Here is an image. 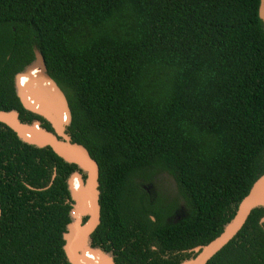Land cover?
Instances as JSON below:
<instances>
[{
	"label": "trees",
	"instance_id": "obj_1",
	"mask_svg": "<svg viewBox=\"0 0 264 264\" xmlns=\"http://www.w3.org/2000/svg\"><path fill=\"white\" fill-rule=\"evenodd\" d=\"M258 4L0 0V110L51 130L15 93L37 48L67 99V133L98 164L100 223L91 246L111 250L116 264L191 257L185 252L174 262L164 253L216 237L264 173ZM162 172L184 201L177 223L141 187ZM78 174L84 178L50 148L24 143L0 123V264H69L62 249L67 182ZM263 213L264 206L254 208L206 264H264Z\"/></svg>",
	"mask_w": 264,
	"mask_h": 264
},
{
	"label": "water",
	"instance_id": "obj_2",
	"mask_svg": "<svg viewBox=\"0 0 264 264\" xmlns=\"http://www.w3.org/2000/svg\"><path fill=\"white\" fill-rule=\"evenodd\" d=\"M258 17L264 30V0H259ZM33 54L32 63L17 78L15 93L22 108L43 118L51 130L21 121L18 111L14 109L0 110V123L13 131L22 142L37 148H50L56 156L74 164L84 174V178L78 174L77 178L67 182L70 202H66L70 205V221L62 233V249L69 264H93L90 259L94 264H116L111 255L91 246V233L100 223L98 164L83 145L71 140L67 133L70 108L64 92L49 76L41 52L34 47ZM21 78H24V83H21ZM54 178L53 171L48 185ZM261 206H264V173L239 201L224 229L209 242L188 249L193 254L179 264H206L237 234L250 212ZM259 223H264V213ZM89 253L96 258H88Z\"/></svg>",
	"mask_w": 264,
	"mask_h": 264
},
{
	"label": "flooded vegetation",
	"instance_id": "obj_3",
	"mask_svg": "<svg viewBox=\"0 0 264 264\" xmlns=\"http://www.w3.org/2000/svg\"><path fill=\"white\" fill-rule=\"evenodd\" d=\"M156 176L157 177L152 178L151 183H142L141 187L146 192V197L154 203V207L158 209L163 208L164 211L168 210L170 212V214L165 216L166 221L177 223L184 218L186 213L183 198L171 175L162 172L156 174ZM33 189L36 190L35 188ZM37 189L40 190V188ZM185 252L188 251L168 248L165 250L164 257H171L172 261L175 262L177 260L176 258L179 257V254H184ZM109 254L114 260L116 255L111 250L109 251Z\"/></svg>",
	"mask_w": 264,
	"mask_h": 264
},
{
	"label": "bare ground",
	"instance_id": "obj_4",
	"mask_svg": "<svg viewBox=\"0 0 264 264\" xmlns=\"http://www.w3.org/2000/svg\"><path fill=\"white\" fill-rule=\"evenodd\" d=\"M21 83H24V80L21 82ZM88 258H96L95 256H93V254H88ZM90 261H92L91 259H90ZM94 264V263H93Z\"/></svg>",
	"mask_w": 264,
	"mask_h": 264
}]
</instances>
